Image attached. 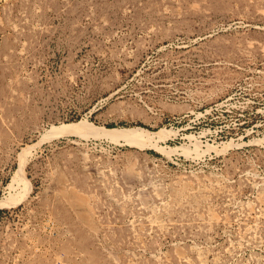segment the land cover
<instances>
[{
	"label": "rangeland",
	"instance_id": "374dc122",
	"mask_svg": "<svg viewBox=\"0 0 264 264\" xmlns=\"http://www.w3.org/2000/svg\"><path fill=\"white\" fill-rule=\"evenodd\" d=\"M2 198L0 264H264V0H0Z\"/></svg>",
	"mask_w": 264,
	"mask_h": 264
},
{
	"label": "bare ground",
	"instance_id": "6f19581e",
	"mask_svg": "<svg viewBox=\"0 0 264 264\" xmlns=\"http://www.w3.org/2000/svg\"><path fill=\"white\" fill-rule=\"evenodd\" d=\"M84 125L97 130L100 133V135H102L104 137L124 136V137L129 138V137H134V135L136 134L137 131H142L148 135H152L155 133V132H151V131H148L146 129L140 128V127H128V128L112 127V128H108V127H102V126H94L93 124L85 121L84 119L79 120L77 122L63 124L59 127L54 128L53 130L57 131L59 133L60 132L61 133L62 132H70L72 129L74 130L75 127H78V126L84 127ZM78 131H80V130L78 129ZM20 171H21V165H20V168L14 172L13 178H12L11 182L9 183V185H11L12 183L21 182L22 177H21ZM6 202L7 201L4 198L0 199V205L4 204Z\"/></svg>",
	"mask_w": 264,
	"mask_h": 264
},
{
	"label": "trees",
	"instance_id": "16d2710c",
	"mask_svg": "<svg viewBox=\"0 0 264 264\" xmlns=\"http://www.w3.org/2000/svg\"><path fill=\"white\" fill-rule=\"evenodd\" d=\"M109 127H113V126H109Z\"/></svg>",
	"mask_w": 264,
	"mask_h": 264
}]
</instances>
